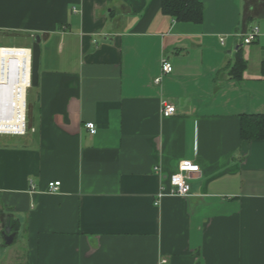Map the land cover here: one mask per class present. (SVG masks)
I'll use <instances>...</instances> for the list:
<instances>
[{
    "label": "crops",
    "instance_id": "obj_1",
    "mask_svg": "<svg viewBox=\"0 0 264 264\" xmlns=\"http://www.w3.org/2000/svg\"><path fill=\"white\" fill-rule=\"evenodd\" d=\"M201 1L194 24L160 0H0V32L40 36L29 132L0 139V264H264V139L239 137L264 116V0Z\"/></svg>",
    "mask_w": 264,
    "mask_h": 264
},
{
    "label": "built area",
    "instance_id": "obj_2",
    "mask_svg": "<svg viewBox=\"0 0 264 264\" xmlns=\"http://www.w3.org/2000/svg\"><path fill=\"white\" fill-rule=\"evenodd\" d=\"M259 34V29L254 26L248 34L242 36L243 44L253 43ZM222 43L223 40L221 39ZM10 51H28L29 72L28 76L20 56L9 53ZM16 67L12 69V64ZM31 48L0 47V127L8 126L10 130H0V136H25L29 130L27 125V92L31 88ZM173 68L165 58L160 60V72L163 75L170 74ZM11 74L16 76V82L11 81ZM157 78L155 83H159ZM176 114V109L171 104L163 103L161 115L170 117ZM90 134H95L94 123L85 124ZM199 172V166L192 161L184 160L179 162L175 172L168 178L171 187L170 195L185 197L189 195L190 185L189 175ZM60 187V182H52L47 186V192L56 193ZM162 194H159V198ZM157 202H155V205Z\"/></svg>",
    "mask_w": 264,
    "mask_h": 264
},
{
    "label": "trees",
    "instance_id": "obj_3",
    "mask_svg": "<svg viewBox=\"0 0 264 264\" xmlns=\"http://www.w3.org/2000/svg\"><path fill=\"white\" fill-rule=\"evenodd\" d=\"M163 15L171 17L175 22L198 24L202 21L203 5L201 0H160ZM246 62L242 51L236 53L235 61L229 69V75L240 81ZM260 74L264 77V62L260 66ZM239 137L241 141H260L264 139V116L241 115L239 121Z\"/></svg>",
    "mask_w": 264,
    "mask_h": 264
},
{
    "label": "water",
    "instance_id": "obj_4",
    "mask_svg": "<svg viewBox=\"0 0 264 264\" xmlns=\"http://www.w3.org/2000/svg\"><path fill=\"white\" fill-rule=\"evenodd\" d=\"M40 36L36 35L32 39L31 51H32V64H31V87L35 88L38 84V68H39V59H40ZM3 243L1 248L9 246L14 241V234L11 233L9 227L5 228L1 233Z\"/></svg>",
    "mask_w": 264,
    "mask_h": 264
},
{
    "label": "rangeland",
    "instance_id": "obj_5",
    "mask_svg": "<svg viewBox=\"0 0 264 264\" xmlns=\"http://www.w3.org/2000/svg\"><path fill=\"white\" fill-rule=\"evenodd\" d=\"M2 36V37H1ZM0 37L2 40H0V46L2 47H30V43H25L24 37L19 35L18 33H11V32H0ZM35 96L34 88L31 87L27 92V125L29 123V114H28V106L30 105L31 100H33ZM29 132V130H28ZM10 136H0V139L8 138ZM19 138V137H18Z\"/></svg>",
    "mask_w": 264,
    "mask_h": 264
},
{
    "label": "bare ground",
    "instance_id": "obj_6",
    "mask_svg": "<svg viewBox=\"0 0 264 264\" xmlns=\"http://www.w3.org/2000/svg\"><path fill=\"white\" fill-rule=\"evenodd\" d=\"M9 53L14 54L16 56H20V59L23 61L25 70H26V74L28 76V72H29V57H28V51H10ZM16 65L13 63L12 64V69L15 68ZM16 76H14L13 74H11V81L12 82H16ZM0 130H10V128L8 126H3L0 127Z\"/></svg>",
    "mask_w": 264,
    "mask_h": 264
}]
</instances>
